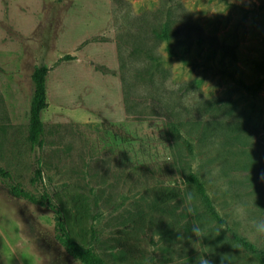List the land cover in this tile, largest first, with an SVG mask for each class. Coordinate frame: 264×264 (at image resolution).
Segmentation results:
<instances>
[{"label":"rangeland","instance_id":"374dc122","mask_svg":"<svg viewBox=\"0 0 264 264\" xmlns=\"http://www.w3.org/2000/svg\"><path fill=\"white\" fill-rule=\"evenodd\" d=\"M263 59L264 0H0V169L34 192L39 161L105 264H258L181 179L198 163L227 225L262 248L246 226L264 217V90L245 87L260 82ZM41 64L36 149L29 109ZM236 205L248 213L239 223ZM0 264H74L52 213L13 198L2 179Z\"/></svg>","mask_w":264,"mask_h":264},{"label":"trees","instance_id":"16d2710c","mask_svg":"<svg viewBox=\"0 0 264 264\" xmlns=\"http://www.w3.org/2000/svg\"><path fill=\"white\" fill-rule=\"evenodd\" d=\"M159 37L162 39H168V30L163 29ZM72 60V57L66 55L59 59V61ZM257 71L261 74L262 78L257 85L246 86L245 89L251 94H256L260 90H264V59L256 64ZM48 72V68L41 64L36 66L31 75V81L33 83V96L29 109V142L32 148L41 149L43 146V124L41 122V112L46 109V85L45 76ZM171 132L179 139L185 142L179 127L176 123H170ZM187 152L193 153L192 145L189 142H185ZM0 179L8 181L9 194L18 200H23L31 205L42 207L52 213L54 219V240L63 248L67 256L72 260H79V264H105L103 260L98 257L94 249L87 246L85 241L78 235L75 229V218L73 212L68 206L64 196L58 192L50 193L43 183L42 171L39 165V161L36 162V167L33 172V176L30 180L33 186L34 192L25 190L19 183L15 182L11 174L3 169H0ZM187 185H189L198 199L200 200L204 210L211 217V219L218 225H223L226 232L229 233L231 240L237 244L246 253L255 257L258 264H264V247L257 248L251 244L246 238L235 232L222 216L218 213L211 196L204 182L193 171L188 172L185 177ZM171 196L174 192L168 191ZM80 214L85 218L88 216V211L85 207L81 209ZM91 239L96 238L95 228L91 226L89 229Z\"/></svg>","mask_w":264,"mask_h":264},{"label":"clouds","instance_id":"9594fccd","mask_svg":"<svg viewBox=\"0 0 264 264\" xmlns=\"http://www.w3.org/2000/svg\"><path fill=\"white\" fill-rule=\"evenodd\" d=\"M169 159H171V157ZM191 167H192L193 173L198 171V163H193ZM257 179L261 184H264V172H261L259 176L257 177ZM181 182L184 185H187V182L182 179H181ZM189 211H191V209H189ZM247 214L248 213H247V209L245 206L243 205L235 206L234 218L236 219L238 223L241 222L243 217H245ZM220 227L223 228L224 226L221 225ZM246 227L249 232V235L252 237V241L258 244V246L264 247V217H261L259 219L250 220ZM194 235L197 238L206 236L205 231L199 227L196 228ZM153 239L156 241H159L160 239L159 234H154ZM74 264H79V260L76 259L74 261ZM199 264H210V262L208 260L203 259V257H201Z\"/></svg>","mask_w":264,"mask_h":264}]
</instances>
